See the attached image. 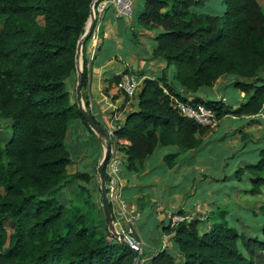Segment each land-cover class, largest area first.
I'll list each match as a JSON object with an SVG mask.
<instances>
[{"label": "trees", "instance_id": "16d2710c", "mask_svg": "<svg viewBox=\"0 0 264 264\" xmlns=\"http://www.w3.org/2000/svg\"><path fill=\"white\" fill-rule=\"evenodd\" d=\"M93 2L0 0V117L10 122L9 138L3 145L0 141V264L133 263L130 251L93 215L54 197L76 181L91 179L87 173L68 175L72 162L65 141L76 120L94 134L76 104L70 103L66 87ZM207 2L143 0L137 25L155 32L151 55L166 67L159 76L142 80L135 109L116 123L117 152L134 173L157 148H178L177 154L164 157L166 167H174L181 154L199 149L210 132L174 107L171 97L188 101L167 79L171 66L173 80L186 94L231 79V86L244 95L237 108L225 107L222 101L190 102L213 110L219 123L226 117L264 113V77L259 75L264 70V0H220L222 11L203 13L200 9ZM120 79L104 83L116 88ZM85 82L83 71L81 85ZM103 91L107 93V87ZM122 96L117 90L112 99ZM257 155L255 164L235 172L238 179L248 175L252 196L264 190V147ZM110 159L111 153L106 165ZM104 178L107 185L105 173ZM90 206L95 211V204ZM258 213L264 217V207ZM258 231L245 237L224 219L204 230L196 220L166 226L163 232L172 236L177 259L162 250L149 264H264V225Z\"/></svg>", "mask_w": 264, "mask_h": 264}, {"label": "crops", "instance_id": "0c3cea01", "mask_svg": "<svg viewBox=\"0 0 264 264\" xmlns=\"http://www.w3.org/2000/svg\"><path fill=\"white\" fill-rule=\"evenodd\" d=\"M134 7H137L136 4ZM89 24H86V28ZM90 33L91 36L87 43H85L84 50L82 45L77 68H75V71L66 81V87L70 93V103L76 104L78 108V101L76 100L75 102L74 98L75 96L77 98L76 89L80 79L79 76L81 75L82 77L83 71H85L86 82L85 85H81L80 103L84 110L106 132L111 129L112 125L115 129L116 123H122L126 114L135 109L136 102L132 107L124 96L113 100L112 98L117 92L115 85L108 87L104 81H109L116 76H121V78L134 76L140 86L143 79L159 76L166 65L164 62L154 59L151 55V51L155 46V32L141 29L137 25V18L135 19L134 15L132 19H124L113 8H107L95 16L88 35ZM129 43L138 46L136 51L128 49ZM106 87L108 92L104 93L103 90ZM229 87L233 88L231 86V79L221 78L212 88L202 89L196 94H186L181 88H177L176 91L185 97L188 102H193L197 98L202 101H222L223 103H227L225 96L222 95L221 98L223 99H219V93L226 88L229 89ZM236 96L238 100L234 107L231 106L232 108H237L243 101V94L238 93ZM260 115L243 119L234 117H226L224 119H226L225 121H229V118H231L234 121L233 123L242 121L243 124H249L252 121L254 123L258 122ZM224 119L220 121L218 130L215 132L210 131L203 138V144L199 149L184 153V155H188L186 165L184 166L186 170L179 169L181 166L179 160L184 157L186 158V156L177 159V164L172 168H167L165 165L164 157L166 155L177 154L179 152L176 147L175 153H169L166 148H157L145 160L143 169L138 174L130 171L126 166L123 156L118 154L120 165L117 179L121 206L119 205V207L117 202L112 204V216L117 223L120 224L122 222L123 226L129 231V227H132L137 234L142 248V264L148 262L159 251L166 250L170 252V250H173L172 236L166 235L163 232L168 224V214L182 211L190 215L191 213H195L197 209L201 211L196 212L200 229L204 230L210 226L208 225V220L205 218L204 209L209 212V206L212 202H204L201 205L206 207L201 208L200 203L195 201L191 205H188L189 211L185 209L186 202H183V198L185 195H191L194 192L192 190L194 188L193 182L186 183V186L178 194H169V197H165L164 195L169 193V182L178 180L179 178L183 181L186 180L185 176L179 177L181 171L185 173L194 172L198 175L205 171L206 167L198 164L201 159V151L207 142L214 139L212 138V134L218 132L223 127ZM74 123L73 128L77 129L78 132H85L87 130L80 120H76ZM239 132L243 133V130L239 129ZM232 137L235 138H229L227 142L234 139L232 142H234V147H236L238 144L236 141L237 137L235 134ZM238 137H241V135ZM221 138L218 142H221ZM98 139L100 141V145L97 148L98 154L91 161V164L95 168L101 164L105 154L103 141L100 138ZM214 141H216V138ZM197 205H200L199 208H197ZM146 213L156 214V225L153 228L146 227L140 223ZM176 254L178 256L177 252Z\"/></svg>", "mask_w": 264, "mask_h": 264}, {"label": "rangeland", "instance_id": "374dc122", "mask_svg": "<svg viewBox=\"0 0 264 264\" xmlns=\"http://www.w3.org/2000/svg\"><path fill=\"white\" fill-rule=\"evenodd\" d=\"M107 1L108 0H105V2ZM131 1L137 6L134 10V16L136 19L137 15L143 10V0ZM258 1L260 2V0ZM100 2L101 1L94 5L95 14V9ZM107 8L111 7H105L103 11ZM222 8L223 6L220 3V0H208L206 5H204L200 11L203 13L208 11L220 12L222 11ZM137 48L138 46L135 44L129 43L128 45L129 50L132 49V51H136ZM173 70L174 67L171 66L169 70L166 71V75L168 81L171 82L177 89V83L172 78ZM259 75L264 77V70H262ZM235 93L238 94L239 92L230 87L229 89L226 88L219 93V99H223L221 98L222 95L227 99V103H224L225 107H234V105H236L238 97ZM74 99L76 102V96ZM135 102L136 98H133L129 104L133 107ZM258 119H260L258 122L254 123L252 121L249 124H243L242 121H236L233 123L234 121L231 118H229V121H225L226 119H224L225 122L223 127L218 132L212 134V138L214 139L207 142L201 151V159L198 164L205 166V171L203 173H199V175L194 172L185 173L181 171L179 173V177L185 176L186 180L183 181L179 178L178 180L169 182V193L164 196L169 197V194H178L179 191L186 186V183L193 182L194 188L192 190H194V192H192L191 195H185L183 198V202H186V211H189L187 208L188 205H191L195 201L200 203V205L204 202H212L209 206V212L204 209L208 225H212L224 219L228 222L229 226L235 228L239 234H243L245 237L258 235L260 233L258 230L264 225V217L258 213L259 208L264 207V190H262V193L259 195L252 196L248 192L251 188V184L248 181V175L245 173L240 179H238L235 174L236 170L244 165L255 164L258 161V151L264 147V113H262ZM74 122L75 121H73L69 127L65 141L68 150L70 151L72 162L67 168V172L68 175H72L76 173V171L78 173H87L91 176V179L87 183L76 181L75 183L58 191L54 197L58 202L68 208L77 206L80 207L88 216L92 217L93 215L96 223L99 224L101 228L106 226V231L109 234V229L106 225L101 203L100 179L97 174L98 166L95 168V166L91 164V161L98 154L97 148L100 145V141L98 139L99 137L95 133L94 135L88 130L85 132H78L77 129L73 128L75 124ZM9 124L10 122L7 119L0 117V141L2 145L6 142L10 135ZM231 125L233 126L230 127ZM218 129L219 124L218 127L210 131L215 132ZM239 129H242L243 133H240ZM234 134L236 135V141L238 142L236 147H234L235 144L232 142L234 139L227 142V139L235 138L232 137ZM237 135H241V137H238ZM215 138L216 141H214ZM220 138L222 140L221 142H218ZM230 144L233 145L231 146ZM103 146L105 148L104 141ZM166 150H168L169 153L176 152L175 147H168ZM184 156H186V158ZM187 157L188 155L184 154L179 156L178 159L182 158L179 160V164L181 165L179 168L180 170H186L184 166L186 165ZM104 173L106 174V167ZM201 179L203 180L201 181ZM86 200L89 203L88 205L84 202ZM108 200L111 207L113 206L112 204H115V202L118 203V206H121L120 190L119 197L116 200L112 201L109 198ZM91 204H95V211L90 206ZM200 205H197V208H199ZM202 207L205 208L206 206L201 205V208ZM196 212L201 211L196 209L195 213H191L190 215H187L186 213V215L190 218V220L197 221L198 215H196ZM183 214L185 213L183 212ZM155 217V213H146L140 223L144 224L146 227L153 228L156 225ZM113 225L118 233H120V229L126 231L127 233L129 232V230L123 226L122 222L119 224L114 220V218ZM8 232H10L9 228ZM153 239H155V237H153ZM137 242L139 243V241ZM139 245L141 246L140 243ZM172 245L173 250H170V253L177 259L176 252L178 253V251L173 240ZM238 249H242L240 243L238 244ZM140 256H142V252L139 257ZM148 262L144 263L149 264ZM142 263L143 260L140 261V264Z\"/></svg>", "mask_w": 264, "mask_h": 264}, {"label": "built area", "instance_id": "2783aa9c", "mask_svg": "<svg viewBox=\"0 0 264 264\" xmlns=\"http://www.w3.org/2000/svg\"><path fill=\"white\" fill-rule=\"evenodd\" d=\"M99 3L97 6L96 14L101 13L105 7H111L116 10L119 15L124 19H132L134 15V3L131 0H94L93 2V19H95V11L94 5ZM98 15V14H97ZM117 90H119L124 98L130 102L133 98L136 97L137 91L139 89L138 82L134 76H125L120 79L119 83L116 85ZM171 101L177 111L183 117L194 121V123L198 126L208 128L210 130L218 127V120L216 118V114L213 110L206 108L203 105H192L190 102H183L180 99H176L171 97ZM112 125L111 129L106 131V140L104 141L105 146L108 145L111 159L109 163L106 165V175L109 179L107 186L108 190V198L112 201L116 200L119 197V187H118V169H119V159L116 139L114 136L115 129ZM168 224L167 226L174 228L178 224L188 222L190 218L186 214H178V213H170L167 216ZM120 234L124 236L125 242L128 246L134 250L137 254H141V246L137 242V240L131 235V232L128 233L122 229L119 230Z\"/></svg>", "mask_w": 264, "mask_h": 264}, {"label": "water", "instance_id": "95a60500", "mask_svg": "<svg viewBox=\"0 0 264 264\" xmlns=\"http://www.w3.org/2000/svg\"><path fill=\"white\" fill-rule=\"evenodd\" d=\"M92 8H93V3L91 6V12H90V17H89L90 24H89V20H88L87 24H89V26L87 28H85V33H84L83 37L81 38V40L77 46L75 68H77V65H78V60L80 58L82 45L85 42V40H86V38H87L91 28H92V23L94 20ZM79 77L81 79V75ZM80 79H79V83H78V86L76 89V95H77V101H78V112L82 115V117L84 118V120L87 123V125L89 126V128L100 138V140L105 141L106 140V134L98 128V126L94 123V120L92 119L90 114L86 110H84L83 106L80 103V89H81V80ZM115 146H116V144H115ZM109 153H110L109 147H108V145H106L104 158H103L101 164L97 168V174H98L99 179H100L101 203H102L103 213L105 216L106 225L109 229V235L112 238H114L117 242H119L122 246L127 248L130 251V253L132 254V256H133V263L132 264H140L139 255L128 246V244L124 240V236L122 234L118 233L115 230L114 225H113L112 211L110 209V204H109V200H108V193H107V186H106V181L104 178L106 159L109 156ZM129 229L131 231V235L137 241H139V238H138L137 234L134 232V230L132 229V227H129Z\"/></svg>", "mask_w": 264, "mask_h": 264}, {"label": "bare ground", "instance_id": "6f19581e", "mask_svg": "<svg viewBox=\"0 0 264 264\" xmlns=\"http://www.w3.org/2000/svg\"><path fill=\"white\" fill-rule=\"evenodd\" d=\"M89 23H90V20H89Z\"/></svg>", "mask_w": 264, "mask_h": 264}]
</instances>
